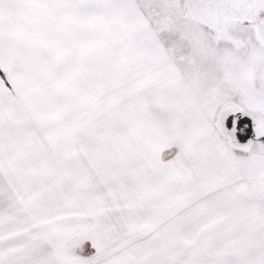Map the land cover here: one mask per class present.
<instances>
[{
	"label": "snow or ice",
	"instance_id": "6c2138e0",
	"mask_svg": "<svg viewBox=\"0 0 264 264\" xmlns=\"http://www.w3.org/2000/svg\"><path fill=\"white\" fill-rule=\"evenodd\" d=\"M0 264H264V0H0Z\"/></svg>",
	"mask_w": 264,
	"mask_h": 264
}]
</instances>
